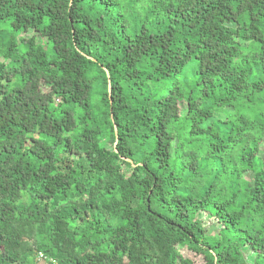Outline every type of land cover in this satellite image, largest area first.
<instances>
[{"label":"trees","instance_id":"1","mask_svg":"<svg viewBox=\"0 0 264 264\" xmlns=\"http://www.w3.org/2000/svg\"><path fill=\"white\" fill-rule=\"evenodd\" d=\"M0 264H264V0H0Z\"/></svg>","mask_w":264,"mask_h":264},{"label":"rangeland","instance_id":"2","mask_svg":"<svg viewBox=\"0 0 264 264\" xmlns=\"http://www.w3.org/2000/svg\"><path fill=\"white\" fill-rule=\"evenodd\" d=\"M128 91L130 92L131 90L128 88ZM183 110H184V108H183ZM199 218L201 220H203L206 228L208 229L209 234H217V232L219 230V226L215 223L214 220H212L211 217L201 215ZM243 252H244V255H245L248 262H252L254 260L253 252L250 249H245ZM201 260L202 259H199V261H201ZM40 263H42V262H40Z\"/></svg>","mask_w":264,"mask_h":264},{"label":"water","instance_id":"3","mask_svg":"<svg viewBox=\"0 0 264 264\" xmlns=\"http://www.w3.org/2000/svg\"><path fill=\"white\" fill-rule=\"evenodd\" d=\"M109 92H111V87L109 88Z\"/></svg>","mask_w":264,"mask_h":264}]
</instances>
